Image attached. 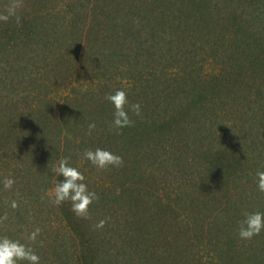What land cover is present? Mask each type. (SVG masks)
I'll return each mask as SVG.
<instances>
[{
    "label": "trees",
    "instance_id": "16d2710c",
    "mask_svg": "<svg viewBox=\"0 0 264 264\" xmlns=\"http://www.w3.org/2000/svg\"><path fill=\"white\" fill-rule=\"evenodd\" d=\"M18 14L0 21V235L39 264H264V231L237 234L264 211V0H21ZM116 88L141 105L122 130ZM96 147L123 165H92ZM63 156L99 195L88 218L46 196Z\"/></svg>",
    "mask_w": 264,
    "mask_h": 264
},
{
    "label": "clouds",
    "instance_id": "9594fccd",
    "mask_svg": "<svg viewBox=\"0 0 264 264\" xmlns=\"http://www.w3.org/2000/svg\"><path fill=\"white\" fill-rule=\"evenodd\" d=\"M21 7V0H12L4 12H0V21H8L15 18L20 21L18 9ZM106 100L110 102L114 111L111 127L122 130L131 126L134 121L130 116V111L136 116L141 115V105L129 100L128 92L124 88H116L114 91L106 93ZM96 128L95 121L88 124V134ZM83 157L92 165L100 169L108 167H120L123 165V157L104 147L88 148L84 151ZM70 156H63L56 162L49 161L48 170L56 175L58 179L54 188L46 193L51 203L60 205L69 201L71 210L78 217L88 218L90 206L99 199L98 193L89 186L84 171L70 162ZM256 185L259 192H264V170L257 169ZM15 183L13 177H6L3 181L5 188H11ZM43 198V197H42ZM18 206V201L12 200L11 207ZM107 222V218L99 220L94 227L102 228ZM41 229L36 227L28 233L27 240L43 244L38 241ZM264 231V211L254 210L245 212L243 219L238 224L237 234L242 240H250ZM40 255L34 250L33 245L9 235H0V264H39Z\"/></svg>",
    "mask_w": 264,
    "mask_h": 264
}]
</instances>
